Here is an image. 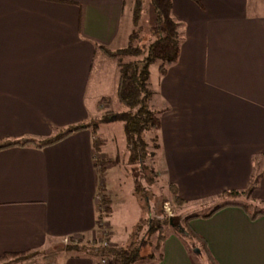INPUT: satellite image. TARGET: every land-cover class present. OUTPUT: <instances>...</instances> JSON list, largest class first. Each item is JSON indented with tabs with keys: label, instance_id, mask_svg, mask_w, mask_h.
I'll return each mask as SVG.
<instances>
[{
	"label": "crops",
	"instance_id": "obj_1",
	"mask_svg": "<svg viewBox=\"0 0 264 264\" xmlns=\"http://www.w3.org/2000/svg\"><path fill=\"white\" fill-rule=\"evenodd\" d=\"M133 7L0 0V144L38 142L98 118L110 99L104 90L118 94L119 84L117 64L98 46H127ZM172 17L181 27L180 58L154 88L150 82L161 113L163 177L186 206L208 204L189 228L217 264H264V216L252 219L256 210L242 198L219 200L245 192L264 156V0H172ZM96 138L86 129L43 149H0V258L95 235L98 190L106 185ZM262 172L252 204H264ZM187 242L168 235L157 264H198ZM59 264L95 262L68 255Z\"/></svg>",
	"mask_w": 264,
	"mask_h": 264
},
{
	"label": "rangeland",
	"instance_id": "obj_2",
	"mask_svg": "<svg viewBox=\"0 0 264 264\" xmlns=\"http://www.w3.org/2000/svg\"><path fill=\"white\" fill-rule=\"evenodd\" d=\"M135 4L140 6V18L137 23L134 24L133 22L134 27L132 28L131 35L138 31L141 39L140 43L148 44L152 41V28L155 24V15L150 0H126V9H130L133 5V8H135V6H137ZM107 50L112 53L119 51H114L108 48ZM107 58L109 59L108 61H111L118 66L119 59ZM122 60L127 62L130 58L122 57ZM113 63L110 65L112 66ZM158 67L159 63H156L152 65L150 70L151 77L149 79V84L151 82L152 88H154L157 78L159 77ZM104 92L107 93V96L110 97V99L102 100L103 103L101 104V109H103V111L98 113V118L92 120L93 123L99 122L102 116L108 112L119 113L123 111L117 90H114L112 87H107ZM153 97L150 106L154 111L159 112L156 110V104L153 103ZM94 131L97 135L102 137V140L100 138L98 139L103 141L98 150L100 158L104 157V160L112 161L104 170H99L100 167L97 169L101 177L100 180H103L106 183L104 187H101L103 195L107 200L111 197L114 212L109 203L111 215L109 218H106V213L104 214L103 212L104 209H100V205H98L97 231L95 235H89L82 239L79 237L76 239L66 238L58 240L46 250L33 252L32 254L27 255L24 259L11 258L0 262V264H59L60 259H63L64 256L68 255L81 257L87 256L92 258L89 254L95 255L96 250L99 248L110 250L140 248L141 256L144 257V260L142 261H151L149 256H155L154 259L158 257L160 249L163 248V240L168 235L174 234V226H180L188 230L190 221L196 219V216L202 215L206 212L207 209L205 208L208 205L206 203H199L193 206H180L174 202L172 190L170 188L171 185H167L162 174L163 168L161 165L160 154L161 145L159 151H156L152 145H150L149 150L154 154V157H150L147 160L145 169L142 167H136L135 172L132 173V169L129 165V152L122 123L118 121L98 123ZM257 161L258 160L255 159V165L257 164ZM255 168L256 174L258 172L261 173L264 169V162L262 163V170H260V168L257 169V166ZM135 179L138 180V186L141 184L142 191L139 189V194H135L137 185ZM148 181H152V184H148ZM99 198L101 199L98 194L97 200ZM238 198H242L244 201H249L248 204H251V210L259 211L260 208L264 210V204H255L254 201L252 204V197L248 198L240 196ZM226 199L228 198H221L219 200L225 201ZM255 206L257 208H255ZM108 219L114 226V237L112 241L117 243V245H112L110 241L111 234L110 227L107 224ZM157 221L158 224L156 223ZM153 224L156 228L160 227V230L157 233L150 232ZM184 237H186V241L188 239L187 244H189L191 255L198 264H213L198 238H196V240H191L188 234H185ZM192 246L196 247V249L194 248V250H192ZM76 249L94 251L84 253L82 250L77 251ZM92 259L95 264H112L110 257L101 256L100 254L97 258ZM151 262L156 263V260Z\"/></svg>",
	"mask_w": 264,
	"mask_h": 264
},
{
	"label": "trees",
	"instance_id": "obj_3",
	"mask_svg": "<svg viewBox=\"0 0 264 264\" xmlns=\"http://www.w3.org/2000/svg\"><path fill=\"white\" fill-rule=\"evenodd\" d=\"M193 1L199 3V0ZM150 4L155 15V24L152 28V41H150V43H140L141 39L139 36V32L137 31L136 33L130 35L127 46L117 52L112 53L107 50V48L98 46V50L100 52H103L107 57L119 59L118 98L123 107L122 112H108L104 114L100 121L97 123H93L91 121L85 125L75 126L69 128L68 130L59 131L53 137L38 142L32 140H20L0 144V149L15 146H34L36 148L43 149L45 147L52 146L70 136L71 134L81 130L91 129L94 135H96L94 130L97 127L98 123L118 121L123 125L126 145L129 152V165L132 169V173L135 172L136 167H142L145 169L147 160L150 157H154V154L149 150L150 145H152V147L156 151L160 150L161 113L154 111L150 106L151 99L154 95V92L150 88L149 84L151 74L150 70L152 65L159 63L160 78L165 77L168 69L178 62L182 44L180 24H178L172 17V0H150ZM134 9L133 22L135 24L137 23V21H139L140 18V6L137 5ZM122 57H128L130 58V60L124 62L122 60ZM102 143L103 141L99 139L94 140L96 167H100L99 170L101 171L104 170L107 165L112 162L111 160H104L103 158H100L98 150L99 146H101ZM261 159H264V156L261 157ZM261 159L257 161V169H259L262 164ZM262 177V171L261 173H254V175H252L250 179L249 187L245 192H229L222 195L220 198H233L240 196L251 198L254 191L259 186ZM135 181L137 184L135 194H139V189H141L142 191V188L140 186L141 184L138 186V180L135 179ZM148 184H152V181H148ZM170 188L172 190L174 202L180 206L185 205L186 203L179 197L176 187L171 185ZM98 194L100 195L102 200V202L100 203L104 209L102 210L104 214L106 213V218H109V216L111 215V209L109 208L110 202L103 195L101 187L98 190ZM224 206L226 205L215 208L204 218H209L212 214H214ZM249 209L250 208H246V210ZM258 216H264V210L255 211L252 214V219L257 218ZM197 217L199 216H196V218ZM156 223L158 224V221ZM159 230L160 227L156 228V226H154L153 224L150 232L157 233ZM174 234L179 236L180 238H186L187 236L184 237V235L188 234L191 240H196V238H198L189 227L187 230L180 226H174ZM194 248L196 249V247ZM79 250H82V252L84 253L88 251L89 253L91 251H94L86 249ZM140 251V248H124L120 250L99 248L98 250H96L95 255L89 254V256H91L92 258H97L100 254L101 256L110 257L112 264H135L139 261L144 260V257L141 256ZM32 253L33 252L7 254L0 258V262L6 261L11 258L24 259L27 257V255H30ZM149 257L151 261L156 260V264L161 262L163 259V249H160V253L156 259H154L155 256L153 255H150ZM209 257L213 264H217L210 255Z\"/></svg>",
	"mask_w": 264,
	"mask_h": 264
},
{
	"label": "built area",
	"instance_id": "obj_4",
	"mask_svg": "<svg viewBox=\"0 0 264 264\" xmlns=\"http://www.w3.org/2000/svg\"><path fill=\"white\" fill-rule=\"evenodd\" d=\"M97 201H98V205H100V209H103V207L100 204L101 203V199L99 198Z\"/></svg>",
	"mask_w": 264,
	"mask_h": 264
}]
</instances>
